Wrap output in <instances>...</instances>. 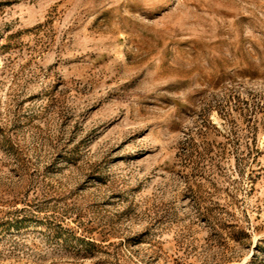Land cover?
<instances>
[{
    "label": "rangeland",
    "instance_id": "1",
    "mask_svg": "<svg viewBox=\"0 0 264 264\" xmlns=\"http://www.w3.org/2000/svg\"><path fill=\"white\" fill-rule=\"evenodd\" d=\"M0 264H264V0H0Z\"/></svg>",
    "mask_w": 264,
    "mask_h": 264
}]
</instances>
